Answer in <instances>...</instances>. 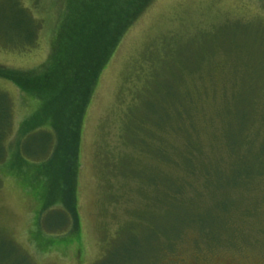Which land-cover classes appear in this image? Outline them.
I'll return each instance as SVG.
<instances>
[{"label":"rangeland","instance_id":"1","mask_svg":"<svg viewBox=\"0 0 264 264\" xmlns=\"http://www.w3.org/2000/svg\"><path fill=\"white\" fill-rule=\"evenodd\" d=\"M68 7L0 0V68L17 74L0 75V257L16 247L33 264H264V174L241 180L226 144L247 106L250 161L264 163V0L149 2L94 83L71 207L47 189V97L26 80L71 79V64L49 69ZM173 88L196 106L193 174L184 135L152 124Z\"/></svg>","mask_w":264,"mask_h":264},{"label":"trees","instance_id":"2","mask_svg":"<svg viewBox=\"0 0 264 264\" xmlns=\"http://www.w3.org/2000/svg\"><path fill=\"white\" fill-rule=\"evenodd\" d=\"M150 1L69 0L67 14L56 39L49 69L58 70L60 76L62 75L60 71L67 69L66 64H71L73 72L71 79L62 81L59 78L51 80L45 75L39 78L26 76V80L32 83V87L47 97L45 112L49 116L51 128L46 133L50 135L51 140L47 141L46 152L50 149L52 151L51 157L43 159L41 163L46 167L47 177H51L47 189L59 194L61 204L65 207L67 204L71 207L69 195L75 191L74 177L81 124L93 93L94 83L105 60L111 55L127 27L143 12ZM0 75L13 77L17 74L0 68ZM170 90V93L165 91L166 96L168 97L169 94L171 98L170 109L163 107L161 100L156 101L157 109H154L157 116L152 120V124L161 132L169 129L171 135H184L185 165L183 166L186 172L193 174L197 164L195 151H198L194 148L192 141L195 139L192 133V121H194L193 113L196 106L190 95L186 96L184 102L174 93V88ZM250 117L247 106L239 107L234 120L227 124L226 144L230 153L237 159L236 163L242 165V169L235 172L242 174L239 176L241 180L252 175L264 174V163L261 160L263 156L255 159L254 162L250 161V157L254 158L248 151L252 144ZM33 132L35 131L32 129L27 130L24 137ZM54 136L57 141L55 146ZM154 155L163 161H168V157L161 148L156 147ZM253 166L257 167L256 170H253ZM173 195L182 196L180 186L173 189ZM72 208H75V203H72ZM195 222H187V225L195 224ZM15 248L9 247L3 253L1 252L0 264H33L23 251Z\"/></svg>","mask_w":264,"mask_h":264}]
</instances>
